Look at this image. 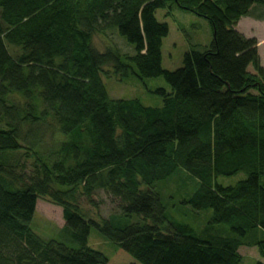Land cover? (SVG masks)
Segmentation results:
<instances>
[{
	"label": "trees",
	"instance_id": "trees-1",
	"mask_svg": "<svg viewBox=\"0 0 264 264\" xmlns=\"http://www.w3.org/2000/svg\"><path fill=\"white\" fill-rule=\"evenodd\" d=\"M173 6L204 17L212 39L165 70L169 29L155 14ZM262 6L0 0V264H240L242 246L264 256V238L246 240L264 231V69L256 39L235 28ZM106 30L134 52L96 49L93 37ZM102 74L162 77L169 89L151 90L161 106L113 99ZM179 170L199 181L182 203L212 210L199 231L168 218L156 189ZM238 172L245 178L234 185L213 182ZM100 190L119 211L95 219L79 202L95 206ZM39 197L61 208L63 230L78 247L31 230ZM132 215L140 220L126 221ZM92 227L116 244L109 257L87 246Z\"/></svg>",
	"mask_w": 264,
	"mask_h": 264
},
{
	"label": "rangeland",
	"instance_id": "rangeland-1",
	"mask_svg": "<svg viewBox=\"0 0 264 264\" xmlns=\"http://www.w3.org/2000/svg\"><path fill=\"white\" fill-rule=\"evenodd\" d=\"M166 12L167 9H158L155 14L157 20L166 22L169 29L167 36L162 40L161 65L165 70H175L182 65V57L185 52L193 48L202 49L209 46L212 35L209 23L204 17L177 6H173L168 15H166ZM253 12L254 15L241 17L235 28L246 37L256 39L260 63L264 65V17H255L257 14L264 12V6L254 9ZM113 45L122 52H134L133 47L127 44L114 30H106L105 33H99L93 37V46L100 51ZM101 78L110 98H137L146 106H161L162 104L161 98L151 90L159 87L169 89L168 84L162 77L142 79L129 77L119 80L113 75L102 74ZM244 178L245 173L238 172L232 176H217L213 179V182L221 185H234ZM261 182L264 185V178L261 179ZM198 185L197 178L182 170L156 185V189L161 194L162 201L165 204L167 217L187 223L197 231L206 226L212 215V210L195 211L189 205L183 204L182 201L190 196L198 188ZM95 201L97 203L95 206L85 200L79 202L83 211L89 217L102 219L119 211L118 202L102 190L97 192ZM138 220L140 219L135 215L126 218V221L131 222ZM63 224L61 208L52 203L47 197H39L29 223L31 230L42 239L56 240L71 248L78 247L77 242L71 240L70 236L63 230ZM221 228L228 229L225 225H221ZM263 238L264 231L256 229L248 234L246 240H260ZM87 246L107 257L116 250V244L108 240L94 227L90 229L88 234ZM240 253L242 255L240 264H256L258 261L253 250L247 246L241 248Z\"/></svg>",
	"mask_w": 264,
	"mask_h": 264
},
{
	"label": "crops",
	"instance_id": "crops-1",
	"mask_svg": "<svg viewBox=\"0 0 264 264\" xmlns=\"http://www.w3.org/2000/svg\"><path fill=\"white\" fill-rule=\"evenodd\" d=\"M261 65H263V64H261ZM262 67H264V65H263ZM263 69H264V68H263ZM243 247H244V246H242V247L239 248V253H240L241 248H243ZM245 247H246V246H245ZM247 247H249L250 249H252V250H253V253L255 254V256H256V258H257V260L260 261V262H262V263L264 264V256H261V255L259 254L257 248H256L255 246H247ZM240 254H241V253H240Z\"/></svg>",
	"mask_w": 264,
	"mask_h": 264
}]
</instances>
